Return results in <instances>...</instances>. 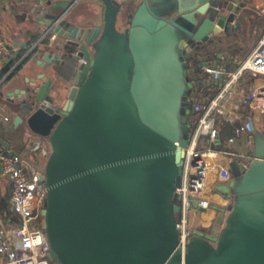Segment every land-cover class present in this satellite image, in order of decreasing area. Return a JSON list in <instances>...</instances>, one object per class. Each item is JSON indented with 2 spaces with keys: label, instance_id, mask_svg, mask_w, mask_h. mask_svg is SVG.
<instances>
[{
  "label": "water",
  "instance_id": "water-1",
  "mask_svg": "<svg viewBox=\"0 0 264 264\" xmlns=\"http://www.w3.org/2000/svg\"><path fill=\"white\" fill-rule=\"evenodd\" d=\"M216 1L31 3L65 39L56 52L40 47L39 64L64 66L72 77L61 103L62 87L48 94L50 77L26 79L14 115L50 142L40 176L51 264H264V157L240 161L216 236L189 232L181 246L176 228L189 140L178 111L189 70L208 28L239 26L236 10ZM253 146L263 152L261 139Z\"/></svg>",
  "mask_w": 264,
  "mask_h": 264
},
{
  "label": "built area",
  "instance_id": "built-area-1",
  "mask_svg": "<svg viewBox=\"0 0 264 264\" xmlns=\"http://www.w3.org/2000/svg\"><path fill=\"white\" fill-rule=\"evenodd\" d=\"M244 1L255 5L263 4L264 8V0ZM55 36V33L50 34L51 39ZM5 52L6 42L0 35V55ZM202 66L217 79L224 70ZM226 75L227 80L215 97H201L192 104L193 110L198 113L197 122L184 148L181 182L175 188L180 199L176 228L181 246L189 233V211L193 207L209 206L216 182L229 177L228 167L233 158L250 159L253 156L250 146L253 145L254 138L248 132L253 123L251 114L254 111H264V35L239 67L235 71H227ZM239 80L249 82L241 91L247 116L235 127V136L229 140L232 143L223 145L215 126L214 111L220 108L228 118H232L230 113L238 105ZM243 133H248L245 141L233 142ZM202 137H206L207 141L199 140ZM31 148L46 157L50 151L37 140L31 142ZM0 170L10 181V202L16 215L7 225L0 222V264H51L45 230L38 227L39 222L42 223L41 209L45 202V186L40 172L29 171L21 154L5 150H0Z\"/></svg>",
  "mask_w": 264,
  "mask_h": 264
},
{
  "label": "crops",
  "instance_id": "crops-1",
  "mask_svg": "<svg viewBox=\"0 0 264 264\" xmlns=\"http://www.w3.org/2000/svg\"><path fill=\"white\" fill-rule=\"evenodd\" d=\"M32 2L33 0H0V35L6 42V52L0 57V150L21 154L27 162L29 171L36 170L41 173L44 170L47 157L40 151L32 149L31 142L37 140L43 147L49 150L50 142L47 137L35 133L23 122L14 124L17 94L22 93L23 89L28 85L26 79L36 78L39 73H43L42 79H37V83L50 77L52 87L49 89L48 94L52 93L56 87H62L63 90H61V95L58 98V102L61 103L66 97L72 77H68L69 72L64 66L60 67V65L55 63H48L43 67L39 64L43 55L40 47H51L52 51L56 52L57 47L64 48L65 39L58 35L55 36V39L50 38V34L53 31L49 30V27L44 25L42 20L36 18V13L31 9ZM118 27H121L120 23ZM208 33L210 39L213 31L208 28ZM31 47H34V49L29 52ZM207 51L212 56L213 50L210 48ZM218 57L217 53L213 57L215 59L211 60L210 57V60L221 63L223 65L222 69L226 72L235 71L239 67L236 66L238 63L234 59H229L228 61V59L222 60ZM226 80L227 75L223 80H219L218 78L213 85H209L208 87H214L213 89H216L215 94L210 95L209 93H205L202 98L210 99L215 97ZM238 83V105L230 113L232 118H228L224 111L217 108L214 111L215 123L220 121L224 124L239 125L246 118L247 107L242 99L241 91L249 85V82L239 80ZM237 84L236 88L238 87ZM8 94L10 95V99L15 100L14 103H11L10 100L3 97ZM256 120L253 119V126H255ZM250 131L248 132L249 134H251ZM248 133H243L238 139H233V142L245 141ZM234 136L235 129L231 135L220 137V143L223 145L231 144L232 142L229 140ZM201 141L206 142L207 138L202 137ZM10 190L11 185L9 179L0 170V222L3 225L12 222L16 217L11 207ZM212 200L217 203L227 204L229 198L220 192H216L214 189ZM216 216L217 210L210 206L207 208L193 207L188 213L189 232L194 235H206L210 232L213 219ZM38 227H42L41 221Z\"/></svg>",
  "mask_w": 264,
  "mask_h": 264
},
{
  "label": "rangeland",
  "instance_id": "rangeland-1",
  "mask_svg": "<svg viewBox=\"0 0 264 264\" xmlns=\"http://www.w3.org/2000/svg\"><path fill=\"white\" fill-rule=\"evenodd\" d=\"M214 5H217L224 11H231L236 13L234 15V21L239 22V26L234 29L233 27H229V29L225 28L224 30H216V33H213L210 39L208 38L206 41L208 43V48L213 50V54L211 56L207 53L205 54V50L203 48L197 51L196 59L203 58L205 55L206 57H215L218 53V58L220 59H234L237 61L238 67L241 61L248 55L247 53L249 50L251 51L260 41V39L264 35V8L263 4H251L246 3L243 0H217L214 2ZM203 42V43H204ZM202 47V43L201 46ZM247 54V55H246ZM203 55V57H202ZM245 55V56H244ZM193 69H198V80L192 79L189 81L194 83L193 88L190 87L186 89V93L184 99L186 103L183 105L182 108L178 111V121L180 127L182 125H191L192 123V104L193 101L199 100L196 99V96H203L204 93L203 88L205 85L214 84L217 81V78H214L213 75L206 71L203 66H199L198 63H195ZM209 66L217 69H222L223 65L216 61H210ZM93 64H91V69ZM226 68H228L226 66ZM193 69L190 68L189 72H193ZM190 72V73H191ZM226 76V71L222 70L219 80H223ZM189 86V85H188ZM214 88V87H213ZM211 87V89H213ZM252 118L255 120L254 129L251 132V135L254 139H261L263 142V152L257 153V150L251 145V152L253 155L264 157V111H254L252 113ZM188 139L191 138V133H185ZM201 140V138L199 139ZM248 161V158H239L235 157L231 160L229 167H228V178L220 179L216 182L214 189L216 192H220L229 198L227 204L217 203L216 201H210L209 206L215 208L217 210V216L213 219L212 231L211 234H206L204 236L211 235L212 237L216 236L220 227L222 225V218L228 208L230 207V197L232 193L230 192V188L234 183L235 179L240 175L241 167L239 165L241 160ZM46 199V194H44V200ZM175 201L180 202L179 198H175ZM177 218L179 217V212H177ZM203 236V237H204Z\"/></svg>",
  "mask_w": 264,
  "mask_h": 264
},
{
  "label": "trees",
  "instance_id": "trees-1",
  "mask_svg": "<svg viewBox=\"0 0 264 264\" xmlns=\"http://www.w3.org/2000/svg\"><path fill=\"white\" fill-rule=\"evenodd\" d=\"M209 46H208V43L207 42H204V43H202V48L205 50V54L207 53L208 55H210V53L207 51L209 48H208ZM208 48V49H207ZM202 57H203V55H202ZM213 59H215V58H213V57H211V60H213ZM203 60H207L208 62L209 61H211L210 60V56L209 57H206V55L203 57V58H198L197 60H196V63H198L199 64V66H202V61ZM196 64H191V69H193V67L195 66ZM194 71H196V72H198V69H195V70H193V72H189V75H188V79L186 80V85H185V89H184V93H183V99H182V105H184L185 103H186V100L184 99V96H185V93H186V89H187V87L189 88H193V86H194V83H191V82H189V81H192V79H194V80H198V74L196 73V72H194ZM189 80V81H188ZM196 80V81H197ZM189 85V86H188ZM209 85H212V84H209ZM209 86L208 85H205L204 86V88H203V93L205 94V93H209L210 95H214L215 94V92H216V89H211V88H208ZM202 96H196V99H200ZM192 111H193V114H192V123H191V125H189L188 127H189V132L190 133H192V131H193V129H194V127H195V125H196V122H197V117H198V113L197 112H195L193 109H192ZM215 126H216V128H217V131H218V134H219V136L220 137H224V136H229V135H231V133L234 131V129H235V127L236 126H238V124H234V125H229V124H224V123H222V122H220V121H217L216 123H215Z\"/></svg>",
  "mask_w": 264,
  "mask_h": 264
}]
</instances>
